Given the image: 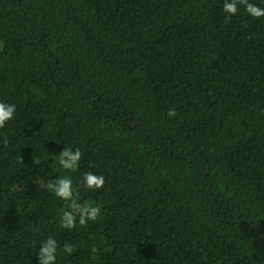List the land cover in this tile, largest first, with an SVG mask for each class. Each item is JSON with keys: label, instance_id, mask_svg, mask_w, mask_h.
I'll return each mask as SVG.
<instances>
[{"label": "trees", "instance_id": "1", "mask_svg": "<svg viewBox=\"0 0 264 264\" xmlns=\"http://www.w3.org/2000/svg\"><path fill=\"white\" fill-rule=\"evenodd\" d=\"M224 2L0 0V264H264V16ZM62 176L96 221L60 226Z\"/></svg>", "mask_w": 264, "mask_h": 264}, {"label": "clouds", "instance_id": "2", "mask_svg": "<svg viewBox=\"0 0 264 264\" xmlns=\"http://www.w3.org/2000/svg\"><path fill=\"white\" fill-rule=\"evenodd\" d=\"M237 5H243L244 10L252 17L260 18L264 16V8L250 3L249 0H225L223 10L229 14L226 19H230L238 11ZM15 104L0 101V128H3L7 121L13 119L15 113ZM169 117L176 116L175 108H170L167 112ZM5 143L7 140L5 139ZM82 152L79 148L75 150L64 147L58 155V162L61 168L68 171H76L82 158ZM86 189H101L104 186L105 179L103 175L94 174L91 171L84 172L79 181ZM46 187L51 190L56 197L63 201H68L67 210L60 213V226L66 229L76 227L77 217L80 226H85L89 220L96 221L101 214V205L85 201L81 203L78 196L73 195V181L69 176L57 177L54 181H49ZM57 241L49 236L39 247L38 264H56ZM62 251L67 254L73 253L72 244L65 243Z\"/></svg>", "mask_w": 264, "mask_h": 264}]
</instances>
